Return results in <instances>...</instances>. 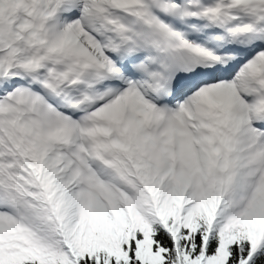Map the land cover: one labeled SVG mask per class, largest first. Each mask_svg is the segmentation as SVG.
<instances>
[{
	"label": "snow or ice",
	"instance_id": "6c2138e0",
	"mask_svg": "<svg viewBox=\"0 0 264 264\" xmlns=\"http://www.w3.org/2000/svg\"><path fill=\"white\" fill-rule=\"evenodd\" d=\"M0 264H264V0H0Z\"/></svg>",
	"mask_w": 264,
	"mask_h": 264
}]
</instances>
